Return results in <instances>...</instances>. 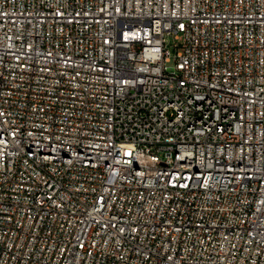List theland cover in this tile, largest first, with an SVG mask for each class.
I'll use <instances>...</instances> for the list:
<instances>
[{"label":"built area","instance_id":"2783aa9c","mask_svg":"<svg viewBox=\"0 0 264 264\" xmlns=\"http://www.w3.org/2000/svg\"><path fill=\"white\" fill-rule=\"evenodd\" d=\"M0 264H264V0H0Z\"/></svg>","mask_w":264,"mask_h":264}]
</instances>
